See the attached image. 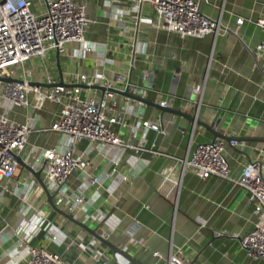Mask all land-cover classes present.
<instances>
[{
  "label": "crops",
  "instance_id": "1",
  "mask_svg": "<svg viewBox=\"0 0 264 264\" xmlns=\"http://www.w3.org/2000/svg\"><path fill=\"white\" fill-rule=\"evenodd\" d=\"M76 1L91 19L85 43L32 58L23 75L42 86L47 76L67 86L80 75L104 76L122 91L130 80L134 99L117 94L126 126L112 129L140 149L86 139L72 143L49 130L61 106L40 105L34 95L29 107H14L9 118L33 130L23 159L36 170L40 152L53 148L72 147L90 166L76 171L62 188L43 180L54 202L63 194L58 208L71 219L54 210L35 176L22 184L28 170L0 183V264H27L30 247L59 253L65 264H168L178 248L187 264H264L249 258L241 245L257 223L248 192L217 176L201 179L182 163L218 135L243 143L237 149L226 145L234 179L248 161L264 155V77L254 54L264 41L255 24L264 18V0H196L201 12L220 24L218 34L202 39L151 27L141 17L155 20L154 13L145 9L140 16L139 6L128 0ZM239 18L244 24H237ZM81 47L92 50L79 52ZM104 83L99 79L95 86ZM104 92L92 87L81 95L99 100ZM144 120L159 123L162 131H145ZM92 176L99 183L91 185ZM76 197L84 202L69 210ZM102 231L127 255L116 261L110 246L92 233ZM57 234L61 239L53 241Z\"/></svg>",
  "mask_w": 264,
  "mask_h": 264
},
{
  "label": "built area",
  "instance_id": "2",
  "mask_svg": "<svg viewBox=\"0 0 264 264\" xmlns=\"http://www.w3.org/2000/svg\"><path fill=\"white\" fill-rule=\"evenodd\" d=\"M128 1L139 6L140 16L145 9L154 13L155 20L147 16L141 17L147 20L151 27L176 33L182 38L202 39L220 32L219 22L203 14L196 0ZM39 2L43 9L34 12L31 0H0V183L14 179L23 168L18 156L26 149L33 130L28 124L12 121L9 112L14 107H29L32 104L31 95L38 97L40 105L51 102L61 106L57 119L49 130L68 136L72 143L86 139L122 149H140L124 142L112 129L113 125L126 126V122L118 113L117 93L112 91V85L104 76L91 78L80 75L75 78L73 86L60 85L51 76H47L45 85L42 86L32 84L25 74L17 75V69H23L32 58H45L50 51L65 53L68 46H82L85 43L84 36L91 19L84 4L76 0ZM244 21V18H239L237 24L242 25ZM255 24L264 31V18L258 19ZM85 50L92 49L81 47L79 52ZM254 54L264 77V41L256 46ZM99 79L105 81L103 85L106 87L102 98H83V90L94 87ZM159 105L165 108L166 102H160ZM141 126L145 131H162L159 123L150 120H144ZM226 145L237 149L243 146V143L237 137H231L229 141L218 137L212 142L199 145L192 157L182 163L186 170L201 179L217 176L248 192L249 203L254 208L257 223L252 232L241 238V245L249 258L264 262V155L261 153L248 161L239 178L234 179L227 159ZM40 153L42 162L39 170L27 163L23 157L22 159L34 170L41 171L46 184H55L61 188L76 171L87 170L90 166L89 161L75 156L72 147L66 150L43 149ZM33 178L31 172L23 175L22 184L27 186ZM122 181L126 183L128 178L125 176ZM89 183L95 185L99 183V178L92 176ZM83 202L82 197L74 198L69 210H74ZM63 203V194L58 193L55 205L58 207ZM99 236L108 240L110 233L102 231ZM60 239L58 234L52 237L53 241ZM155 256L160 257L159 253H155ZM121 257L119 253L114 255L116 261ZM95 258L101 260L99 256ZM27 264L65 262L59 253L47 248L30 247ZM168 264H187L182 249L178 248L171 254Z\"/></svg>",
  "mask_w": 264,
  "mask_h": 264
},
{
  "label": "water",
  "instance_id": "3",
  "mask_svg": "<svg viewBox=\"0 0 264 264\" xmlns=\"http://www.w3.org/2000/svg\"><path fill=\"white\" fill-rule=\"evenodd\" d=\"M9 81V80H7ZM60 85H63L64 83L63 82H59ZM96 88H100L102 89L103 91L105 90L106 91V88L103 87H98V86H94ZM112 91H114L115 93L117 94H121V95H124V96H127L128 98H131V99H134L135 95L133 93H131V81L129 80L128 82V86L126 87L125 90H120V89H116V88H112ZM218 137L220 138H224L226 139L227 141H229L230 138H227V137H223L221 135H218ZM23 152L20 154V156H18V160L19 162L21 163L22 167L26 170H28L29 172H31L35 178L40 182V184L42 185L43 189L47 192L48 196H49V203L50 205L54 208V210H56V212L64 215L65 217L71 219V217L66 214L65 212H63L62 210H60L56 205H55V202L53 200V197L50 195V192L48 191V188L46 186V184L44 183L42 177H41V171H36L34 170L31 166H29L28 164H26L22 157H23ZM82 227L86 228L85 226L81 225ZM87 229V228H86ZM94 234V236L99 239L101 242H103L104 244L110 246V248L113 250V252H118L119 254H123V255H127L125 254L124 252H121L120 250H117L116 248H114L107 240L101 238L98 234H96L95 232H92ZM128 258H130L129 256H127Z\"/></svg>",
  "mask_w": 264,
  "mask_h": 264
},
{
  "label": "rangeland",
  "instance_id": "4",
  "mask_svg": "<svg viewBox=\"0 0 264 264\" xmlns=\"http://www.w3.org/2000/svg\"><path fill=\"white\" fill-rule=\"evenodd\" d=\"M31 2H32V9H33V7H35L36 9L40 8V11L43 9V6L39 2V0H31ZM16 73L18 76H23V69L21 67H19L17 69Z\"/></svg>",
  "mask_w": 264,
  "mask_h": 264
}]
</instances>
